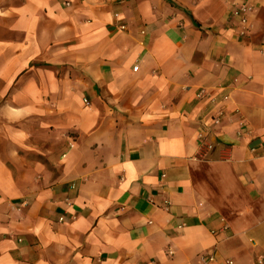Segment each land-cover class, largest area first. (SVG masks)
Listing matches in <instances>:
<instances>
[{
  "label": "crops",
  "instance_id": "0c3cea01",
  "mask_svg": "<svg viewBox=\"0 0 264 264\" xmlns=\"http://www.w3.org/2000/svg\"><path fill=\"white\" fill-rule=\"evenodd\" d=\"M250 1L0 0V264H264Z\"/></svg>",
  "mask_w": 264,
  "mask_h": 264
},
{
  "label": "built area",
  "instance_id": "2783aa9c",
  "mask_svg": "<svg viewBox=\"0 0 264 264\" xmlns=\"http://www.w3.org/2000/svg\"><path fill=\"white\" fill-rule=\"evenodd\" d=\"M230 6V16L236 22L237 27L239 29V34L244 35L249 29L252 28V14H253V3L250 0H227ZM120 29H124L125 26L123 24L119 25ZM136 66L134 67V69ZM86 101V100H85ZM87 102V101H86ZM223 116L222 112H217L215 116L212 118V122L217 124L221 117ZM242 129L238 132L240 134ZM197 141L200 147L205 149H211L212 144L207 140L206 133L204 130H199L197 133ZM253 150V148H252ZM74 188V185H71ZM59 220H63V216L59 217ZM172 252L169 251V254ZM212 257H209L207 260L205 258H201V262H206L212 260Z\"/></svg>",
  "mask_w": 264,
  "mask_h": 264
}]
</instances>
